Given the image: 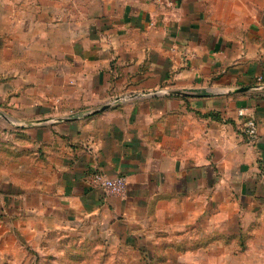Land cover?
Segmentation results:
<instances>
[{"label": "crops", "instance_id": "0c3cea01", "mask_svg": "<svg viewBox=\"0 0 264 264\" xmlns=\"http://www.w3.org/2000/svg\"><path fill=\"white\" fill-rule=\"evenodd\" d=\"M0 213L264 246V0H0Z\"/></svg>", "mask_w": 264, "mask_h": 264}, {"label": "rangeland", "instance_id": "374dc122", "mask_svg": "<svg viewBox=\"0 0 264 264\" xmlns=\"http://www.w3.org/2000/svg\"><path fill=\"white\" fill-rule=\"evenodd\" d=\"M23 226L13 215L0 213V264H178L171 259L176 257L182 260L179 264H264V246L258 242L213 245L200 255H176L174 249L170 252L168 247L150 245L155 256L147 257L143 246L154 238L150 230L135 231L130 234L136 235L134 238L121 227L106 223L88 229L87 223L82 230L72 226L47 232Z\"/></svg>", "mask_w": 264, "mask_h": 264}, {"label": "built area", "instance_id": "2783aa9c", "mask_svg": "<svg viewBox=\"0 0 264 264\" xmlns=\"http://www.w3.org/2000/svg\"><path fill=\"white\" fill-rule=\"evenodd\" d=\"M244 113L245 112L241 110V114ZM245 133L252 140L258 138V126L255 118L249 117L246 120ZM88 180L92 186L111 194L126 195L129 189L128 179L124 174L109 176L105 172L95 170L88 175Z\"/></svg>", "mask_w": 264, "mask_h": 264}]
</instances>
